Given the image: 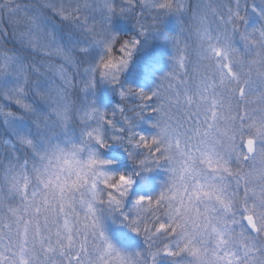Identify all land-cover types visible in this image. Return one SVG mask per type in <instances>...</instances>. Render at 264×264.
<instances>
[{
	"label": "snow or ice",
	"instance_id": "1",
	"mask_svg": "<svg viewBox=\"0 0 264 264\" xmlns=\"http://www.w3.org/2000/svg\"><path fill=\"white\" fill-rule=\"evenodd\" d=\"M137 7L154 23L141 20ZM189 10L196 75L189 76L190 52L177 34L171 68L150 91L124 85L142 40L155 36L165 17ZM252 12L262 23L248 29L239 3L226 16L199 0L0 3V23L40 59L26 63L0 47V80H15L0 98L19 110L0 105V122L30 118L35 128L13 129L11 140H0V264H264V10ZM117 16H134L136 35L114 34ZM51 17L84 39L69 32L61 42ZM93 46L102 50L94 63L86 60ZM49 73L59 83L42 87ZM97 80L119 97L110 111L70 99L77 90L92 93ZM30 97L48 112H38ZM76 122L78 140L57 139ZM141 122L150 134L138 130ZM112 146L123 150L130 169L110 170L115 162L101 150ZM62 158L72 160L67 172ZM157 169L165 173L159 190L130 199L136 180ZM106 221L144 247L117 246Z\"/></svg>",
	"mask_w": 264,
	"mask_h": 264
},
{
	"label": "trees",
	"instance_id": "2",
	"mask_svg": "<svg viewBox=\"0 0 264 264\" xmlns=\"http://www.w3.org/2000/svg\"><path fill=\"white\" fill-rule=\"evenodd\" d=\"M209 1V0H208ZM189 4H195L198 0H188ZM200 2V1H199ZM0 3H3L0 1ZM239 3V11L241 15H246L248 29L253 27H259L262 23L259 16L252 12V8H255L257 12L264 10V0H237ZM230 6L234 4L229 1ZM223 9V8H222ZM191 10L187 13L189 19H192ZM148 14L145 15V22L149 25L154 23L150 21ZM174 19V17H173ZM212 16H209V20L212 21ZM172 21V20H171ZM135 23V17H130L129 19H123L121 17H113L112 19V32L118 36L129 37L136 35L133 24ZM173 21L168 26L163 22L160 25V31L153 37L142 40L137 52L134 54L133 60L129 64V69L127 74L121 76L122 83L126 86H133L141 88L145 91H150L153 84L158 79L160 72L166 67L167 61L171 54L172 49V29ZM0 45L1 47L9 50L10 53L18 55L26 63H31L35 60L37 63L40 62L39 57L35 56L29 49L21 47L18 41L12 35V28L7 26V23H0ZM7 35H3L4 32ZM72 34L75 29L70 27L69 29ZM235 44L237 47H242V43L238 36L235 39ZM101 50L98 47H92L90 49L89 59L90 62L94 63L101 55ZM119 55V53H117ZM85 65H82V67ZM74 95V100L76 103L82 98V93L78 90L72 92ZM92 101L95 106L103 111H110L114 105L119 103V97L115 91L109 85L101 83L97 80L96 87L92 93L86 94V102ZM85 101L83 100V103ZM5 106H7L5 104ZM11 111L18 112L16 107H10ZM43 112L42 110H40ZM28 119V118H26ZM0 140L6 139L11 140L13 138V132L10 131L3 123H0ZM60 129L57 128V131ZM138 130L145 135L151 133V129L148 124L141 122ZM80 135V126L78 122L73 123L69 126L67 134H60L57 139L64 141L65 139L74 140L75 136ZM23 156V152L20 153ZM101 158L106 160H112L115 163L112 165L115 167V171H124L130 169V162L126 154L117 146H112L107 150H101ZM165 173L161 169H157L152 173H149L145 179H137L133 185L130 199L134 198L136 195H149L155 193L159 190L160 183L163 181ZM121 233H125L126 230L121 228ZM143 246L144 243L140 239Z\"/></svg>",
	"mask_w": 264,
	"mask_h": 264
},
{
	"label": "rangeland",
	"instance_id": "3",
	"mask_svg": "<svg viewBox=\"0 0 264 264\" xmlns=\"http://www.w3.org/2000/svg\"><path fill=\"white\" fill-rule=\"evenodd\" d=\"M0 1L4 2V0H0ZM199 1L203 5H207V4L211 3L213 5L221 6V8H223L222 11L225 13V16H226V13H227L229 8H231L233 11H235L236 5H237V0H231V2L234 4V6H230V4H229L230 0H209V1L208 0H199ZM81 2H83V0H81ZM93 2H95V0H93ZM124 2H125V0H116L117 4H121ZM20 3L22 5H25V6H31V5H34L36 3V0H20ZM135 13L140 15L141 20H143L145 18V15L148 14L147 18H149L150 21H153L151 18V15L147 12V10H142L141 8L137 7L135 9ZM48 15L51 16L50 13ZM190 15H192V13ZM89 17L91 20V14H89ZM173 17H174V19H173ZM189 17L190 16H188L187 14H185L184 16L169 15V16L164 18V23L169 26L171 24V22L173 21V23H172L173 24V29H172L173 38L171 40V42H172L171 54L174 52L173 43H174V40H175V37L177 36V34H180L182 46L184 44H187L189 52H190V65H189L188 71H189V76L191 77V76L196 75L197 56L195 53H196L198 41H197V38L195 35L196 22L193 21L192 19H189ZM96 18L99 19V16H97ZM47 23L49 24V26H51L55 29V31H56L57 35L59 36L61 42H64L67 40V38H68L67 34L70 32L69 29L71 27L69 24L61 21L58 17H51V19L48 20ZM110 28L112 30V22H111ZM73 36H74V38L84 39V37L77 30H75V32L73 33ZM0 47H1V45H0ZM171 54H170V56H171ZM52 61L58 62L55 57L52 58ZM38 63H40V62L38 61ZM170 68H171V62L168 59L166 67L162 70V72H160L159 76L163 75L166 71L170 70ZM127 70L123 73V75L127 74ZM158 82H159V80L157 79L156 82L153 84L152 88ZM14 83H15V80L12 76L5 77L2 80H0V89L11 87L14 85ZM50 83H52L54 87L59 83V81L51 73L48 74V81H43L41 86L47 87ZM81 87H83V85H81ZM70 99L75 101L74 95L72 93H71ZM30 100H31V102H33V104H34V106L38 112H40V113H47L48 112V106L47 105L40 102L39 100H34L31 97H30ZM83 100L85 101L84 103H86V94L82 96L81 100H79L78 103L75 102L76 105L77 106H79V104L83 105L84 104ZM5 104L7 106H5ZM0 105H2L6 110H11L10 107H12V108L16 107L14 104H10L8 101L3 100V98H0ZM40 110H42L43 112H41ZM0 123L2 125L3 122H0ZM5 126L12 132H13V129H16V130L21 131V132L31 131V132H33V134H35V128H34L30 118L18 119V120L13 121L11 126H7V125H5ZM78 139H79V135L75 136L74 140H78ZM110 170L115 171V167L110 166ZM105 228H106V232L109 235L110 239L117 246L124 247V248H133V247L143 248L144 247L139 237L135 236V234L131 233L128 229L124 228L123 226H121L119 224H114L111 221H106L105 222ZM121 228L126 230V232L124 234L121 233V230H120Z\"/></svg>",
	"mask_w": 264,
	"mask_h": 264
},
{
	"label": "clouds",
	"instance_id": "4",
	"mask_svg": "<svg viewBox=\"0 0 264 264\" xmlns=\"http://www.w3.org/2000/svg\"><path fill=\"white\" fill-rule=\"evenodd\" d=\"M61 147H66V146L62 144ZM66 150H70V149L66 148ZM53 163H55V161H53ZM71 164H72V160L71 159H69V164H67V165L64 163L63 158L60 160V166L65 169V172H67V169H68L69 165H71Z\"/></svg>",
	"mask_w": 264,
	"mask_h": 264
}]
</instances>
